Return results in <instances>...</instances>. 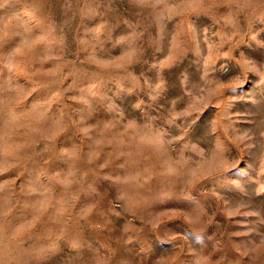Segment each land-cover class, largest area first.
Here are the masks:
<instances>
[{
	"label": "rangeland",
	"instance_id": "rangeland-1",
	"mask_svg": "<svg viewBox=\"0 0 264 264\" xmlns=\"http://www.w3.org/2000/svg\"><path fill=\"white\" fill-rule=\"evenodd\" d=\"M0 264H264V0H0Z\"/></svg>",
	"mask_w": 264,
	"mask_h": 264
}]
</instances>
